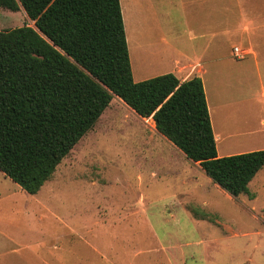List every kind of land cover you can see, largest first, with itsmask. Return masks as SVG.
I'll return each mask as SVG.
<instances>
[{
	"label": "trees",
	"instance_id": "16d2710c",
	"mask_svg": "<svg viewBox=\"0 0 264 264\" xmlns=\"http://www.w3.org/2000/svg\"><path fill=\"white\" fill-rule=\"evenodd\" d=\"M34 27L0 31V172L35 196L118 98L234 199L264 150L219 157L201 78L135 82L120 0H0Z\"/></svg>",
	"mask_w": 264,
	"mask_h": 264
},
{
	"label": "crops",
	"instance_id": "0c3cea01",
	"mask_svg": "<svg viewBox=\"0 0 264 264\" xmlns=\"http://www.w3.org/2000/svg\"><path fill=\"white\" fill-rule=\"evenodd\" d=\"M120 3L134 81L165 74L182 82L201 78L218 156L264 150V0ZM230 19L240 23L241 33L230 35ZM147 45L160 51L157 62L171 52L168 66L158 64L155 74L147 73L153 65L143 61ZM166 46H173L174 55L165 52ZM234 47L243 51L241 58L234 56ZM142 210L124 205L2 208L0 264H118L122 259L133 264L145 252L129 251L139 237L131 231L117 234L116 227Z\"/></svg>",
	"mask_w": 264,
	"mask_h": 264
},
{
	"label": "rangeland",
	"instance_id": "374dc122",
	"mask_svg": "<svg viewBox=\"0 0 264 264\" xmlns=\"http://www.w3.org/2000/svg\"><path fill=\"white\" fill-rule=\"evenodd\" d=\"M239 24L229 20L230 35L241 33ZM25 25L34 27L23 9L0 8V31ZM169 51L174 55L173 46L165 47ZM159 54L143 47L144 63L153 65L148 74L168 66L169 54L157 62ZM250 193L254 198H232L158 133L151 118L139 117L118 98L39 194H27L0 172V209L142 206L116 227L117 234L139 237L129 251L145 252L133 264H264V170Z\"/></svg>",
	"mask_w": 264,
	"mask_h": 264
},
{
	"label": "built area",
	"instance_id": "2783aa9c",
	"mask_svg": "<svg viewBox=\"0 0 264 264\" xmlns=\"http://www.w3.org/2000/svg\"><path fill=\"white\" fill-rule=\"evenodd\" d=\"M233 54H234V56L236 57V58H241L242 56H243V51L240 49V48H238V47H234V49H233Z\"/></svg>",
	"mask_w": 264,
	"mask_h": 264
}]
</instances>
